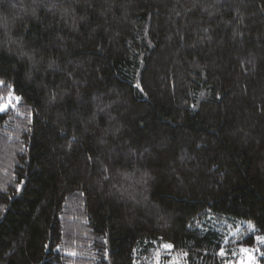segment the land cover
<instances>
[{
    "label": "trees",
    "instance_id": "16d2710c",
    "mask_svg": "<svg viewBox=\"0 0 264 264\" xmlns=\"http://www.w3.org/2000/svg\"><path fill=\"white\" fill-rule=\"evenodd\" d=\"M0 81V264H264V0H0Z\"/></svg>",
    "mask_w": 264,
    "mask_h": 264
},
{
    "label": "snow or ice",
    "instance_id": "6c2138e0",
    "mask_svg": "<svg viewBox=\"0 0 264 264\" xmlns=\"http://www.w3.org/2000/svg\"><path fill=\"white\" fill-rule=\"evenodd\" d=\"M2 83H3V82L0 81V84H2ZM136 87L139 88L140 85L137 84ZM7 99H8V102H7V103H2V102H0V112L6 111L9 107H11V105H12V99H13V96H12L11 91L9 92V94H8V98H7ZM20 99H21L20 97H15V100H16L17 102H19ZM3 100H4V97H3V96H0V101H3ZM256 240H257L258 242H262V243H264V237H262V236H257V237H256ZM164 247L170 249V248L172 247V245H164ZM241 251L247 253L249 250H248L247 248H243V247H242V248H241ZM253 251H256V250H253ZM219 254H220V255H223V254H224V249H223V248H221Z\"/></svg>",
    "mask_w": 264,
    "mask_h": 264
},
{
    "label": "rangeland",
    "instance_id": "374dc122",
    "mask_svg": "<svg viewBox=\"0 0 264 264\" xmlns=\"http://www.w3.org/2000/svg\"><path fill=\"white\" fill-rule=\"evenodd\" d=\"M254 260L252 251L249 250L247 253L243 251L233 252L232 256L226 261V264H251Z\"/></svg>",
    "mask_w": 264,
    "mask_h": 264
}]
</instances>
